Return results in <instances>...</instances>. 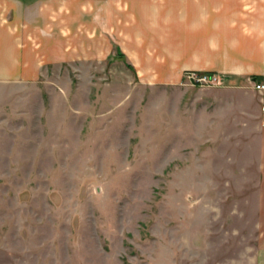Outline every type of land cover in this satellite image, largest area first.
<instances>
[{
    "label": "rangeland",
    "instance_id": "374dc122",
    "mask_svg": "<svg viewBox=\"0 0 264 264\" xmlns=\"http://www.w3.org/2000/svg\"><path fill=\"white\" fill-rule=\"evenodd\" d=\"M69 16L64 65L0 82V264H253L264 158H237L194 105L223 85L140 81L120 39L173 13L70 0Z\"/></svg>",
    "mask_w": 264,
    "mask_h": 264
},
{
    "label": "crops",
    "instance_id": "0c3cea01",
    "mask_svg": "<svg viewBox=\"0 0 264 264\" xmlns=\"http://www.w3.org/2000/svg\"><path fill=\"white\" fill-rule=\"evenodd\" d=\"M165 2L157 0L158 13H173L174 22H159L157 36L148 30L121 34L137 78L188 88L187 71L221 74L223 86L202 89L194 101L208 117L206 130L220 131L223 141L232 137L237 158H264V111L254 88L264 78V0ZM69 13L70 0H0V82L26 87L37 81L40 68L64 65ZM257 242L253 264H264V233Z\"/></svg>",
    "mask_w": 264,
    "mask_h": 264
},
{
    "label": "built area",
    "instance_id": "2783aa9c",
    "mask_svg": "<svg viewBox=\"0 0 264 264\" xmlns=\"http://www.w3.org/2000/svg\"><path fill=\"white\" fill-rule=\"evenodd\" d=\"M185 81L196 86H221L224 84V78L219 73L198 72L194 70L185 73ZM254 88L260 94L262 110L264 111V78L254 81Z\"/></svg>",
    "mask_w": 264,
    "mask_h": 264
}]
</instances>
